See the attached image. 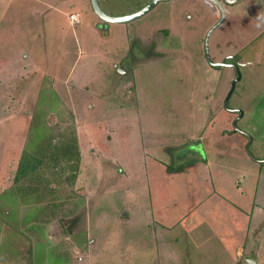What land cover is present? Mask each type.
Masks as SVG:
<instances>
[{
  "label": "rangeland",
  "instance_id": "1",
  "mask_svg": "<svg viewBox=\"0 0 264 264\" xmlns=\"http://www.w3.org/2000/svg\"><path fill=\"white\" fill-rule=\"evenodd\" d=\"M151 1L99 0L116 16ZM219 1L224 13L162 0L108 22L91 0H0L1 250L29 244L12 232L27 208L5 224L1 195L42 123L64 147L61 178L47 172L63 210L23 230L42 252L61 244L68 264H264V0Z\"/></svg>",
  "mask_w": 264,
  "mask_h": 264
},
{
  "label": "trees",
  "instance_id": "2",
  "mask_svg": "<svg viewBox=\"0 0 264 264\" xmlns=\"http://www.w3.org/2000/svg\"><path fill=\"white\" fill-rule=\"evenodd\" d=\"M35 118L40 119V116L36 114ZM46 130L47 128H44L42 123L34 126L33 133L37 136H33V144L31 147H26L22 151L12 184L1 195L3 203L7 202V204H9L12 208L10 209V207H8L9 211L4 213L5 219L3 217L1 219V221L5 224H10L8 221L9 218H15V207L23 206L27 208L25 209L24 216L21 219L23 227L18 228L19 226L15 225L12 227V232H14V234H22L29 242L25 248L21 249L17 248L16 245H13L11 241L10 247L5 245V250H1L0 248V257L2 254H6L8 252L9 257L12 256V258L14 257L16 259V261H12V263L10 262L11 260H7L8 263L3 261V264H68L66 262L63 263V261H59L56 257L59 251H61L59 250L61 244L49 246L46 249H43L42 252V248L45 245H40V241L38 242V240L33 241L32 238H30V236L23 231L25 227L38 228L39 225L44 226L45 224H48L53 218H55L54 216H57L58 209L60 210V208L57 207H61L63 210L61 203H56L58 199L54 197V193L57 191V188L53 187L51 184V181L47 176V172L52 168L53 174L56 175L55 179L61 178L60 176L62 175H60V172L56 169L59 165L57 163L53 164V158L58 156L60 152L63 154L62 149L64 147L63 145H59V143L56 144L53 143L52 140L50 141ZM64 155L65 159L68 161L72 157L71 155H69V157L66 154ZM67 157L69 159H67ZM71 172L75 175L73 171ZM25 191H29V193L25 194ZM50 194L51 197L48 198L47 196ZM51 208H55L53 212H49ZM0 209H3V207ZM64 213V215H67V212ZM44 252H46L45 257ZM44 259L46 260L44 261Z\"/></svg>",
  "mask_w": 264,
  "mask_h": 264
},
{
  "label": "water",
  "instance_id": "3",
  "mask_svg": "<svg viewBox=\"0 0 264 264\" xmlns=\"http://www.w3.org/2000/svg\"><path fill=\"white\" fill-rule=\"evenodd\" d=\"M162 0H152L148 5L144 6L142 9H140L139 11L133 13V14H129V15H123V16H116V15H110L107 14L101 7L99 0H91L92 6L95 10V12L99 15V17L105 21L108 22H127V21H131L134 19H137L143 15H145L146 13H148L149 11H151L154 7H156L159 2ZM228 3H234L237 2L239 0H225ZM207 3H210L212 6H216V4L220 7L222 13H224V7L222 5V3L219 0H206ZM222 21V20H221ZM207 50H208V45H207ZM209 57V55H208ZM210 59V57H209ZM224 64V63H221ZM220 62H212V65L217 66V65H221ZM238 69V68H237ZM240 74L239 77L233 81L232 84V89L230 91V94L227 98V101L225 102L226 107H228L227 103L229 100L230 95L232 94L233 90L235 89L236 86V82L240 79Z\"/></svg>",
  "mask_w": 264,
  "mask_h": 264
},
{
  "label": "crops",
  "instance_id": "4",
  "mask_svg": "<svg viewBox=\"0 0 264 264\" xmlns=\"http://www.w3.org/2000/svg\"><path fill=\"white\" fill-rule=\"evenodd\" d=\"M255 262V261H254Z\"/></svg>",
  "mask_w": 264,
  "mask_h": 264
},
{
  "label": "flooded vegetation",
  "instance_id": "5",
  "mask_svg": "<svg viewBox=\"0 0 264 264\" xmlns=\"http://www.w3.org/2000/svg\"><path fill=\"white\" fill-rule=\"evenodd\" d=\"M237 111V110H236Z\"/></svg>",
  "mask_w": 264,
  "mask_h": 264
}]
</instances>
